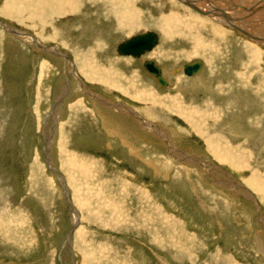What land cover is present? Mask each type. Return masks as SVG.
I'll list each match as a JSON object with an SVG mask.
<instances>
[{"label": "rangeland", "instance_id": "1", "mask_svg": "<svg viewBox=\"0 0 264 264\" xmlns=\"http://www.w3.org/2000/svg\"><path fill=\"white\" fill-rule=\"evenodd\" d=\"M8 1L0 264H264V46L174 0Z\"/></svg>", "mask_w": 264, "mask_h": 264}, {"label": "bare ground", "instance_id": "2", "mask_svg": "<svg viewBox=\"0 0 264 264\" xmlns=\"http://www.w3.org/2000/svg\"><path fill=\"white\" fill-rule=\"evenodd\" d=\"M21 1H23V4H21V3H18V4L22 5V6L24 4L26 6H34V4H37V5L39 4L40 6L45 7V5L43 4V3H45L47 6H50L51 8H54V7L56 8L60 5L63 6L64 4L68 5V7L69 6L73 7L72 0H18V2H21ZM174 1L180 3L183 6L191 8V10L196 11L198 14H200L201 16L206 18V20H208V21H206L204 19L205 23H209L211 21L215 24V21H217L216 25H218L222 28L221 30L218 31V33H220V31L221 32L226 31L224 29L232 30L234 32H238L240 35L244 36L248 41L252 42L253 44L259 45V46H264V0H174ZM7 3H8V5L12 4L15 6L16 0H9ZM190 3L194 4L196 7H192L190 5ZM214 10L217 11L218 13L214 12ZM67 12L69 13L68 9L66 10V13ZM171 13L172 12H170L169 14H171ZM172 14H174V13H172ZM215 16H218V17L224 16V17H226V20L221 19V18L220 19L214 18ZM227 19H229V22ZM178 21H179L178 23H180V20H178ZM164 22H166V19L164 20ZM232 22L234 24H230ZM229 28H233V29H229ZM13 31L18 35H23L22 33L18 32L16 30H13ZM156 34L159 37V43H160V41H161L160 35L158 33H156ZM16 38L18 39V37H16ZM31 41H33L35 46H39V47L43 48L40 43L36 42V40L31 39ZM245 42H246V40H245ZM159 43H158V45H159ZM254 48H257V47H254ZM44 51L46 53H49V54L54 53V51L49 50V49H45V48H44ZM55 53L57 54V52H55ZM147 53H150V52H147ZM146 54H144L141 58H134V59L140 60ZM59 55H61L63 57L62 59H68L69 60V58L65 54H59ZM120 57H124V56H120ZM145 61H149V60H145ZM145 61L143 62V69H144ZM65 62H68V61L65 60ZM71 63H72V61H71ZM161 69H162V67H161ZM183 69H184V66H183ZM183 69H182V72H183ZM202 70H203V67H202L201 71ZM201 71L198 74H194L192 76H188V75H186V76L194 77V76L199 75L201 73ZM146 73L148 75H150L151 78L153 77L156 80V78L153 75L149 74L148 72H146ZM162 75L165 78L163 69H162ZM165 79L168 81L167 78H165ZM156 82H157V80H156ZM168 83L170 85L169 81H168ZM168 86H166V87L160 86V87L161 88H167Z\"/></svg>", "mask_w": 264, "mask_h": 264}, {"label": "water", "instance_id": "3", "mask_svg": "<svg viewBox=\"0 0 264 264\" xmlns=\"http://www.w3.org/2000/svg\"><path fill=\"white\" fill-rule=\"evenodd\" d=\"M192 7H196L194 4L190 3ZM214 18L224 19V16H215ZM229 22V19H227ZM4 24V23H2ZM230 24H234L233 22ZM159 43V37L155 32L149 31L145 33H141L135 35L129 39H126L118 44L116 52L120 56L124 57H133V58H141L147 52H151ZM203 65L200 61H195L191 64H186L184 66L183 72L185 75L192 76L194 74H198ZM144 69L149 74L153 75L157 83L161 87H166L169 85L168 81L162 75V69L159 65H157L154 61H145Z\"/></svg>", "mask_w": 264, "mask_h": 264}]
</instances>
